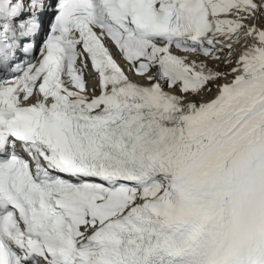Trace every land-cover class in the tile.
Returning a JSON list of instances; mask_svg holds the SVG:
<instances>
[{
  "label": "snow or ice",
  "instance_id": "snow-or-ice-1",
  "mask_svg": "<svg viewBox=\"0 0 264 264\" xmlns=\"http://www.w3.org/2000/svg\"><path fill=\"white\" fill-rule=\"evenodd\" d=\"M0 264H264V0H0Z\"/></svg>",
  "mask_w": 264,
  "mask_h": 264
}]
</instances>
